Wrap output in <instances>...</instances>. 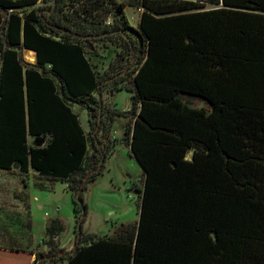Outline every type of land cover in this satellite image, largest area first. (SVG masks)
Returning a JSON list of instances; mask_svg holds the SVG:
<instances>
[{"label": "trees", "instance_id": "trees-1", "mask_svg": "<svg viewBox=\"0 0 264 264\" xmlns=\"http://www.w3.org/2000/svg\"><path fill=\"white\" fill-rule=\"evenodd\" d=\"M123 89L129 109L106 102ZM119 118L138 222L57 253L54 218L34 264H264V0H0V168L66 182L82 229Z\"/></svg>", "mask_w": 264, "mask_h": 264}, {"label": "rangeland", "instance_id": "rangeland-1", "mask_svg": "<svg viewBox=\"0 0 264 264\" xmlns=\"http://www.w3.org/2000/svg\"><path fill=\"white\" fill-rule=\"evenodd\" d=\"M139 13L140 10L135 7L128 6L125 9V14L132 25H137ZM131 94L127 89H123L113 97L106 94L105 99L107 103H111V106L127 110L132 105ZM191 100L196 106L212 109L211 104L205 99L191 97ZM73 108L79 113L83 126L89 129L88 109L77 103L73 104ZM127 123L128 118H119L116 121L111 133L115 150L107 157L102 174L88 183L81 193L83 201L85 200L87 204V214L81 230L78 227V221L83 216L82 208L79 204L78 211L74 210L73 197L77 199V196L72 195L66 182L47 180L50 181L48 189L30 188L34 201V236L44 235L41 231L54 218H59L64 223L65 229L55 237L58 243L55 247L57 253L74 249L81 231L84 236L106 235L113 233L120 223L138 222L140 195L145 176L141 165L125 141L124 130ZM41 179L44 178L41 177ZM9 229L12 228L8 225ZM45 259L43 264H69L68 258L57 262L49 257Z\"/></svg>", "mask_w": 264, "mask_h": 264}, {"label": "crops", "instance_id": "crops-1", "mask_svg": "<svg viewBox=\"0 0 264 264\" xmlns=\"http://www.w3.org/2000/svg\"><path fill=\"white\" fill-rule=\"evenodd\" d=\"M24 55L28 61L35 62L34 50L25 49ZM34 140L31 136L30 141ZM49 182L34 170L21 173L16 165L11 169L0 168V264H34L37 253L50 250L44 243L46 226L41 231L44 235L34 236V201L30 191L31 187L48 189ZM8 225L12 229L8 230ZM45 261L42 258L38 264Z\"/></svg>", "mask_w": 264, "mask_h": 264}, {"label": "water", "instance_id": "water-1", "mask_svg": "<svg viewBox=\"0 0 264 264\" xmlns=\"http://www.w3.org/2000/svg\"><path fill=\"white\" fill-rule=\"evenodd\" d=\"M143 169V168H142ZM80 201L82 202V200L80 199ZM80 229H81V227H80Z\"/></svg>", "mask_w": 264, "mask_h": 264}, {"label": "bare ground", "instance_id": "bare-ground-1", "mask_svg": "<svg viewBox=\"0 0 264 264\" xmlns=\"http://www.w3.org/2000/svg\"><path fill=\"white\" fill-rule=\"evenodd\" d=\"M27 58V57H26Z\"/></svg>", "mask_w": 264, "mask_h": 264}]
</instances>
